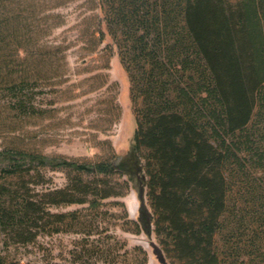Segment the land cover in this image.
<instances>
[{
  "label": "trees",
  "instance_id": "1",
  "mask_svg": "<svg viewBox=\"0 0 264 264\" xmlns=\"http://www.w3.org/2000/svg\"><path fill=\"white\" fill-rule=\"evenodd\" d=\"M92 4V52L109 38L105 49L117 50L129 75L134 153L161 252L171 264H264V0ZM26 82L7 87L21 90ZM18 103L23 112L35 109ZM0 160H8L0 169L6 249L9 241L33 243L42 231L60 233L68 221L51 208L84 205L92 194L99 206L113 195L110 181L83 175L125 173L120 163L18 149L1 151ZM48 165L79 175L41 198L32 185ZM0 264L11 263L0 253Z\"/></svg>",
  "mask_w": 264,
  "mask_h": 264
},
{
  "label": "rangeland",
  "instance_id": "2",
  "mask_svg": "<svg viewBox=\"0 0 264 264\" xmlns=\"http://www.w3.org/2000/svg\"><path fill=\"white\" fill-rule=\"evenodd\" d=\"M92 12V0H0V152L18 149L90 165L120 163L125 169L108 177L83 175L110 181L113 195L99 206L92 194L84 205L51 208L68 221L60 233L42 231L28 245L9 241L8 249V236L0 233V253L11 264H163L157 251L171 264L153 232L147 178L134 153L129 75L117 50L105 49L109 38L92 52ZM25 80L21 90L7 87ZM21 99L35 109L23 112ZM7 164L0 160V169ZM39 168L42 177L32 188L41 198L79 175L71 168Z\"/></svg>",
  "mask_w": 264,
  "mask_h": 264
},
{
  "label": "water",
  "instance_id": "3",
  "mask_svg": "<svg viewBox=\"0 0 264 264\" xmlns=\"http://www.w3.org/2000/svg\"><path fill=\"white\" fill-rule=\"evenodd\" d=\"M143 194H144V190H141V191H140V196H139V197H140V200H141V202H142V206H141L142 208H141V209L144 210V211L146 212V210H145V208H144ZM142 210H141V211H142ZM157 254L159 255V259H160V261H161L163 264H166L165 261H164V259L160 256V253H159L158 251H157Z\"/></svg>",
  "mask_w": 264,
  "mask_h": 264
},
{
  "label": "flooded vegetation",
  "instance_id": "4",
  "mask_svg": "<svg viewBox=\"0 0 264 264\" xmlns=\"http://www.w3.org/2000/svg\"><path fill=\"white\" fill-rule=\"evenodd\" d=\"M141 214H142V218L145 221L147 219V213L144 210H142Z\"/></svg>",
  "mask_w": 264,
  "mask_h": 264
}]
</instances>
